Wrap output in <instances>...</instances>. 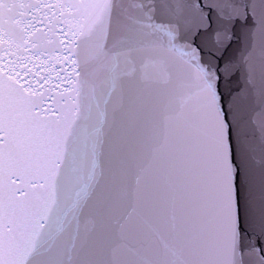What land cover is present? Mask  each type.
Masks as SVG:
<instances>
[{
	"label": "snow or ice",
	"instance_id": "1",
	"mask_svg": "<svg viewBox=\"0 0 264 264\" xmlns=\"http://www.w3.org/2000/svg\"><path fill=\"white\" fill-rule=\"evenodd\" d=\"M0 264H264V0H0Z\"/></svg>",
	"mask_w": 264,
	"mask_h": 264
}]
</instances>
